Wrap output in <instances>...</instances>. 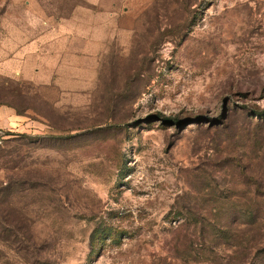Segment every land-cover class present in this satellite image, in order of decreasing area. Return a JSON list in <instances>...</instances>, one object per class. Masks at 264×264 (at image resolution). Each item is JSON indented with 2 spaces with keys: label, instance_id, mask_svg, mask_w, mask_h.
I'll return each instance as SVG.
<instances>
[{
  "label": "rangeland",
  "instance_id": "374dc122",
  "mask_svg": "<svg viewBox=\"0 0 264 264\" xmlns=\"http://www.w3.org/2000/svg\"><path fill=\"white\" fill-rule=\"evenodd\" d=\"M51 16L100 40L26 79ZM5 103L0 264H264V0H0Z\"/></svg>",
  "mask_w": 264,
  "mask_h": 264
},
{
  "label": "crops",
  "instance_id": "0c3cea01",
  "mask_svg": "<svg viewBox=\"0 0 264 264\" xmlns=\"http://www.w3.org/2000/svg\"><path fill=\"white\" fill-rule=\"evenodd\" d=\"M86 1L95 2L97 0ZM64 18L51 16L44 24L39 25L35 35L13 49V60L8 62L9 67L17 66V74L29 80H37L43 77V71L51 67L53 61L59 62V59L66 58L71 53L69 42L75 37L81 45V51L88 54L86 51L89 49L90 42L100 40L99 37L92 36L94 32H98V29L94 25H89L88 19L85 28L68 27L63 21ZM57 43L59 47L55 48ZM85 57L89 58V55ZM38 64H42L44 69L42 70ZM13 108H15L14 105L8 103L0 105V129L5 132L7 129H12L10 127L14 126L17 121L16 116L18 115Z\"/></svg>",
  "mask_w": 264,
  "mask_h": 264
},
{
  "label": "built area",
  "instance_id": "2783aa9c",
  "mask_svg": "<svg viewBox=\"0 0 264 264\" xmlns=\"http://www.w3.org/2000/svg\"><path fill=\"white\" fill-rule=\"evenodd\" d=\"M5 136H6V132L0 129V145L2 144V141Z\"/></svg>",
  "mask_w": 264,
  "mask_h": 264
},
{
  "label": "trees",
  "instance_id": "16d2710c",
  "mask_svg": "<svg viewBox=\"0 0 264 264\" xmlns=\"http://www.w3.org/2000/svg\"><path fill=\"white\" fill-rule=\"evenodd\" d=\"M160 118H161L162 120H164V121H168V120H170L168 117H164V116H161ZM7 133H9V132H6V134H7Z\"/></svg>",
  "mask_w": 264,
  "mask_h": 264
}]
</instances>
